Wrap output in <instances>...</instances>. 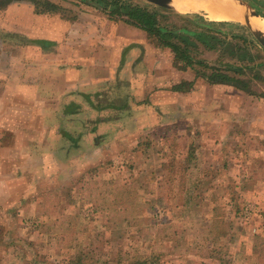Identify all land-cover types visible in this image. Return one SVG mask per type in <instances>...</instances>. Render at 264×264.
I'll list each match as a JSON object with an SVG mask.
<instances>
[{
  "label": "rangeland",
  "instance_id": "rangeland-1",
  "mask_svg": "<svg viewBox=\"0 0 264 264\" xmlns=\"http://www.w3.org/2000/svg\"><path fill=\"white\" fill-rule=\"evenodd\" d=\"M113 1L118 7L107 11L150 10L187 57L168 48L150 56L137 117L86 135L69 159L39 168L40 178L13 205L0 206V264H264L263 46L241 22ZM244 1L264 15V0ZM79 2L90 4L0 0V58L15 55L8 23L16 12L38 20L19 29H59ZM188 58L194 64L183 69ZM0 65V73L15 68L19 75L32 66L15 59ZM211 72L232 85L209 83L203 76ZM174 80L193 82L192 89L173 92ZM120 94L104 91L100 104L121 103Z\"/></svg>",
  "mask_w": 264,
  "mask_h": 264
},
{
  "label": "crops",
  "instance_id": "crops-1",
  "mask_svg": "<svg viewBox=\"0 0 264 264\" xmlns=\"http://www.w3.org/2000/svg\"><path fill=\"white\" fill-rule=\"evenodd\" d=\"M99 7L79 2L71 10L73 20H63L65 26L59 29H19L23 21L38 23L37 16L27 18L22 12L8 23L15 55L0 60H27L33 67L20 75L15 68L0 73V206L13 205L40 178L39 168L44 173L45 164L52 167L69 159L83 147L86 135L101 133L104 124L124 126L141 111L139 103L147 96L146 69L154 66L148 59L167 48L126 16H111ZM35 62L41 73H34ZM155 77V83L163 78ZM176 84L174 80L172 86ZM112 90L121 91L117 98L123 100H116L121 103L100 104L104 91Z\"/></svg>",
  "mask_w": 264,
  "mask_h": 264
},
{
  "label": "trees",
  "instance_id": "trees-1",
  "mask_svg": "<svg viewBox=\"0 0 264 264\" xmlns=\"http://www.w3.org/2000/svg\"><path fill=\"white\" fill-rule=\"evenodd\" d=\"M82 1H88L90 3H99L101 6H103L104 10H107L109 5H115L118 7L119 2H115L113 0H109V2H103L101 0H82ZM111 16H126L128 19L133 21L132 23L139 27L140 29L144 30L148 37L151 38L153 41L158 43L159 45L171 49L174 53H181L183 56L187 57L186 52L182 51L180 47L172 42V39L175 38L174 32L168 29L161 28L157 25V20L155 18V14H152L150 10L142 7H128L125 12H121L119 9L110 11L109 13ZM260 15L264 17L261 13ZM194 64L193 61H191L188 58V63L183 69L191 68L192 65ZM217 73V72H216ZM220 74H215L214 72H211L210 76H203L206 78L209 83L214 84V83H227L228 85H232V78H228L227 75L221 74L223 78L222 81L218 82L213 79V77H218ZM212 80V81H211ZM193 82H181L179 84H176L171 87V91L173 92H189L192 89ZM241 90L248 91L245 87H239ZM71 107H69L70 109ZM72 113V111L70 112ZM194 146L191 145L189 150V153L187 155V158L184 161V165L186 166L185 170L189 171V168L192 166V158L188 157L190 154L194 153ZM150 261L144 260L141 262V264H149Z\"/></svg>",
  "mask_w": 264,
  "mask_h": 264
},
{
  "label": "bare ground",
  "instance_id": "bare-ground-1",
  "mask_svg": "<svg viewBox=\"0 0 264 264\" xmlns=\"http://www.w3.org/2000/svg\"><path fill=\"white\" fill-rule=\"evenodd\" d=\"M171 6L178 12L194 13L203 11L208 15L210 20L213 21L244 23L248 18L252 30L264 33V19L252 15L251 10L238 0H209L198 2L192 0H173Z\"/></svg>",
  "mask_w": 264,
  "mask_h": 264
},
{
  "label": "water",
  "instance_id": "water-1",
  "mask_svg": "<svg viewBox=\"0 0 264 264\" xmlns=\"http://www.w3.org/2000/svg\"><path fill=\"white\" fill-rule=\"evenodd\" d=\"M147 2L154 4L156 6L162 7V8H169L171 7V3L173 0H146ZM241 1L243 4H245L249 9H251V7L249 6L248 3H246L244 0H238ZM252 15L256 16V17H261L256 11H251ZM249 19L247 18L246 21L244 22L245 25H247L250 30L252 31L253 36L256 38V40L263 46L264 48V33L260 32V31H254L251 29L250 25H249Z\"/></svg>",
  "mask_w": 264,
  "mask_h": 264
}]
</instances>
